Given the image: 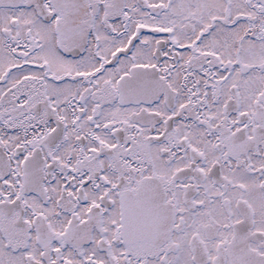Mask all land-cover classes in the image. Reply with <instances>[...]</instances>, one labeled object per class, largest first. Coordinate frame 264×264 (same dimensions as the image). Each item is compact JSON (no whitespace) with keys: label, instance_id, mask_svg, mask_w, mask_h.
<instances>
[{"label":"snow or ice","instance_id":"obj_1","mask_svg":"<svg viewBox=\"0 0 264 264\" xmlns=\"http://www.w3.org/2000/svg\"><path fill=\"white\" fill-rule=\"evenodd\" d=\"M0 264H264V0H0Z\"/></svg>","mask_w":264,"mask_h":264}]
</instances>
